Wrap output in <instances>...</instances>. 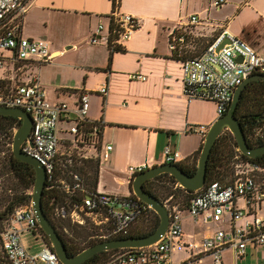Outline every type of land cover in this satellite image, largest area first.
Segmentation results:
<instances>
[{"label":"built area","instance_id":"2783aa9c","mask_svg":"<svg viewBox=\"0 0 264 264\" xmlns=\"http://www.w3.org/2000/svg\"><path fill=\"white\" fill-rule=\"evenodd\" d=\"M227 1L212 0V5L221 7ZM113 2L111 17L117 36L110 39V34L103 35L105 25L100 22L91 36V43L104 42L115 52L124 49L125 42L141 28L143 18L122 11L121 0ZM29 9V0H0V71L9 62L12 67L7 70L14 74V77L9 76L11 78L0 76V105L21 107L31 114L34 122L32 143L27 141L22 149L44 165L48 182L55 173L60 142L65 139L61 136L63 122L70 124L64 130L72 133L71 142L80 148L82 158L98 160L101 164L110 158L113 145H103L101 142L105 120H92L87 116L91 103L89 91L82 92L80 100L74 105L65 101L53 102L42 86L38 72L31 73L27 81L16 78L19 71L24 72V66L20 64H42L53 58L49 41L21 34L22 22ZM200 21L199 14H192L188 25ZM225 38L230 41L218 49ZM186 41L185 34L171 31L169 46L181 57L184 94L189 101L202 99L215 102L217 118L228 112L237 87L247 76L264 73V57L224 25L223 30L199 55L184 56ZM3 50L11 51L12 56H5ZM239 56L243 57L241 61L238 60ZM130 77L147 79L145 74L139 72ZM109 91L108 85L99 88L103 96H107ZM210 126H190L189 130L199 132L204 141ZM178 156V152L168 144L160 164L175 162ZM249 158L238 149L234 175L226 181L218 179L205 184L191 200L188 210L180 211L170 198L166 200L170 224L160 240L143 247L118 249L101 264H173V252L182 248H187L191 256L181 264H192L204 256H212L220 263L225 248H232L238 256H244L250 243L264 244V166ZM149 167L147 162L129 166L131 180ZM73 180L75 188L84 190L78 172L74 173ZM84 205H75L70 212L56 208L55 214L57 217L68 216L78 225H85L88 221L96 225L108 224L110 229L98 237L102 239L127 233L141 212L152 208L134 193L122 196L99 190L87 194ZM184 213H188L195 224L215 222L223 224V227L201 238L186 240L182 222ZM100 216H104L103 219ZM37 226L40 224L33 201L28 206L16 208L2 233L1 247L8 264H38L39 260L46 264H65L54 251L52 243L45 244L37 253L28 251L23 235ZM38 236L41 237L40 234ZM0 264L5 263L0 259Z\"/></svg>","mask_w":264,"mask_h":264},{"label":"crops","instance_id":"0c3cea01","mask_svg":"<svg viewBox=\"0 0 264 264\" xmlns=\"http://www.w3.org/2000/svg\"><path fill=\"white\" fill-rule=\"evenodd\" d=\"M29 1L21 34L49 41L53 58L45 63L55 70L62 68L64 76L42 73L44 63L39 67L29 63L23 65L24 72L19 71L17 79L27 81L39 70L40 82L53 102L74 105L82 92H90L87 116L105 120L101 142L113 145L110 158L99 165V179L100 174L108 173L128 182L129 194L133 193L129 166L160 164L168 144L179 154L176 163L187 158L192 161L204 141L189 127L211 125L217 118L215 102L186 98L181 57L169 46L171 31L186 35L184 56L201 54L224 25L264 57V0H228L221 7L213 6L212 0H121V10L140 16L143 24L125 42L124 49L115 52L104 42L91 43L100 22L105 25L102 34H109L113 0ZM192 14H199L200 23L188 25ZM136 72L147 79L131 78ZM0 75L14 77L8 70H1ZM103 85L110 88L107 96L99 92ZM64 124L70 125L63 122V128ZM182 222L186 240L223 227L215 222L195 224L188 213L183 214ZM28 232L38 236L33 231L24 235ZM25 245L31 253L42 249L33 251L32 244ZM190 256L187 248L175 250L172 262L181 264ZM38 264L46 263L39 260ZM192 264H264V244L250 243L244 256L225 248L220 263L204 256Z\"/></svg>","mask_w":264,"mask_h":264},{"label":"trees","instance_id":"16d2710c","mask_svg":"<svg viewBox=\"0 0 264 264\" xmlns=\"http://www.w3.org/2000/svg\"><path fill=\"white\" fill-rule=\"evenodd\" d=\"M109 34L110 39L117 36L116 26L112 17ZM176 55L179 57L178 54ZM29 63L26 62L20 65ZM42 64L36 63L35 65L39 67ZM235 115L240 120L249 143L251 145L264 144V79H253L245 85L235 110ZM20 124V118L13 115L0 114V152L3 153L6 149L8 150V155L5 154L3 159L0 158V259L5 264H8V261L1 247L2 233L16 208L24 205L28 206L32 203V194L36 181L35 167L16 158L11 148L15 131ZM61 136L65 139L60 142V152L56 158L55 173L52 180L47 182L42 201L45 213L65 241L68 253L75 255L84 248L102 240V238H95L87 242L86 245L78 246L74 240L75 234L78 235L84 232L85 234H91L94 238L103 232H107L110 227L108 224L96 225L92 221H88L85 225H78L73 223L68 216H56V208L70 212L75 205H84L85 196L97 191L99 182V161L80 156L82 152L77 145L75 146L71 142L72 133L69 130H61ZM8 143V148H5ZM201 148L195 152V157L192 161L187 158L178 163L187 173L194 174L196 172ZM238 149L234 134L229 129L223 130L210 154L206 184L212 180H228L226 177L228 166L231 159L238 154ZM249 160L264 166V154L251 157ZM76 172L81 176L84 190L75 188L73 176ZM132 183L133 179L131 180V185ZM144 186L164 202L166 199L163 198L162 193L166 192V195L172 199L177 196L178 192H181L184 196L181 202L171 201L172 204L178 205L180 211L188 210L193 197L202 190V188L191 190L181 186L175 176L170 173H162L149 179ZM103 217L100 216L99 218L103 219ZM138 222H144L146 225L137 227L135 225ZM159 223L160 217L158 213L153 208H148L141 212L139 218L131 225L127 233L110 235V237L146 235L154 231ZM33 232L40 234L46 245L51 244L49 236L41 226H37ZM116 250L118 249L99 252L90 257L84 264L104 263Z\"/></svg>","mask_w":264,"mask_h":264},{"label":"water","instance_id":"95a60500","mask_svg":"<svg viewBox=\"0 0 264 264\" xmlns=\"http://www.w3.org/2000/svg\"><path fill=\"white\" fill-rule=\"evenodd\" d=\"M230 40H225L219 45H223ZM242 56L238 57L241 61ZM253 79H264V73L256 72L247 76L244 82L237 87L228 112L218 118L211 124L209 131L204 139L201 153L198 158L197 170L194 174L187 173L176 162H165L149 167L147 170L135 175L131 185L132 192L147 202L159 215L160 223L158 227L149 234L141 236H121L102 239L81 250L75 255H70L66 243L57 231L56 227L47 216L43 209L44 189L47 187V173L44 165L35 157L26 154L23 151V145L29 141L32 143L33 118L31 114L21 107H8L0 105V114L13 115L21 119L20 126L16 129L12 143L13 154L21 161L30 163L36 170V181L32 194L33 207L39 220L40 226L49 236L54 251L60 260L65 264H84L93 255L113 249L143 247L153 244L160 240L167 232L170 224V211L160 198L148 191L144 184L162 173H170L175 176L178 183L191 190L203 188L207 182L208 162L213 146L225 129H229L235 136L239 150L249 157H257L264 154V144L251 145L246 137L245 131L240 120L235 115L242 90L245 85Z\"/></svg>","mask_w":264,"mask_h":264},{"label":"rangeland","instance_id":"374dc122","mask_svg":"<svg viewBox=\"0 0 264 264\" xmlns=\"http://www.w3.org/2000/svg\"><path fill=\"white\" fill-rule=\"evenodd\" d=\"M2 52H4V55L7 57L12 56V52H10L9 50H3ZM8 67L10 68L12 66L10 65L9 62H6L4 65V68L1 69L2 72L4 70H7ZM41 69H43L42 73H43V71H45L46 74H49V75L56 74L59 77H61L62 75L64 76V70L62 68L55 70V67H50V65L48 63H44L43 66L41 67ZM37 72L39 74V70ZM59 77L55 80L56 85H58L57 82H59ZM68 126L69 125L64 124V128H68ZM8 146H9V143L7 145H5V148H8ZM5 154L8 155L7 149L3 153L0 152V158L3 159ZM236 160H237L236 157H233L231 159V162L228 166V171H227V176H226L227 178H231V176L234 175V171H235L234 164H235ZM98 190L102 191L104 193L117 194V195L125 196V195L129 194V183L128 182H121V181L117 180V178H114L113 175H110L108 173H105V174L102 173V174H100V179H99V183H98ZM166 194H167L166 192L162 193V196L164 199L168 200L170 197H168ZM183 199H184V196L182 195V193L178 192L177 196L170 199V201L181 202ZM145 225L146 224L144 222H142V223L138 222L135 226L144 227ZM100 235H102V234H99L97 237L95 236L93 238L91 234H85L83 232V233L78 234V235L75 234L74 240L76 241L78 246H83V245H86L87 242L92 241L95 238L100 237ZM24 240H25V243L27 245L32 244V246H33L32 250L33 251H39V249L44 248L43 239H41L37 235H33L32 232L26 233L24 235Z\"/></svg>","mask_w":264,"mask_h":264}]
</instances>
